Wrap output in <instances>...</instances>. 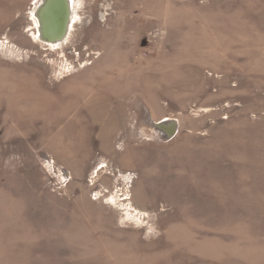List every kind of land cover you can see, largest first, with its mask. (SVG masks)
I'll list each match as a JSON object with an SVG mask.
<instances>
[{"label":"rangeland","instance_id":"rangeland-1","mask_svg":"<svg viewBox=\"0 0 264 264\" xmlns=\"http://www.w3.org/2000/svg\"><path fill=\"white\" fill-rule=\"evenodd\" d=\"M39 1L0 0V264H264V0H76L59 47Z\"/></svg>","mask_w":264,"mask_h":264},{"label":"water","instance_id":"water-1","mask_svg":"<svg viewBox=\"0 0 264 264\" xmlns=\"http://www.w3.org/2000/svg\"><path fill=\"white\" fill-rule=\"evenodd\" d=\"M70 10V0H40L35 11L38 39L44 43H62L68 31ZM152 126L167 137H171L177 128L176 122L167 118L152 123Z\"/></svg>","mask_w":264,"mask_h":264},{"label":"bare ground","instance_id":"bare-ground-1","mask_svg":"<svg viewBox=\"0 0 264 264\" xmlns=\"http://www.w3.org/2000/svg\"><path fill=\"white\" fill-rule=\"evenodd\" d=\"M75 2H76V0H70L71 10H70V16H69L68 31H69V27L71 26V22L73 21L74 5H75ZM35 11H36V8H35V10L33 9V12H32V20H33V22H34V24H35V27H36V29H37V26H38V19L36 18ZM33 13H34V14H33ZM68 31H67V33H68ZM66 36H67V34H66ZM36 38H37V40H38L39 42H42V41H40V40L38 39V34H37ZM65 39H66V37L64 38V40H65ZM42 43H44V42H42ZM44 44H46V45H50V46H52V47H59L62 43H56V44H53V43H44Z\"/></svg>","mask_w":264,"mask_h":264}]
</instances>
